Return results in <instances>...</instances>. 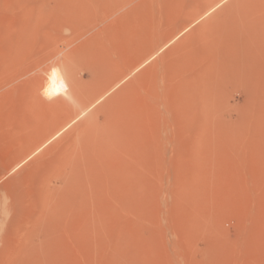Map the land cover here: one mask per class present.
Returning a JSON list of instances; mask_svg holds the SVG:
<instances>
[{
	"label": "rangeland",
	"instance_id": "rangeland-1",
	"mask_svg": "<svg viewBox=\"0 0 264 264\" xmlns=\"http://www.w3.org/2000/svg\"><path fill=\"white\" fill-rule=\"evenodd\" d=\"M0 264H264V0H0Z\"/></svg>",
	"mask_w": 264,
	"mask_h": 264
},
{
	"label": "crops",
	"instance_id": "crops-1",
	"mask_svg": "<svg viewBox=\"0 0 264 264\" xmlns=\"http://www.w3.org/2000/svg\"><path fill=\"white\" fill-rule=\"evenodd\" d=\"M161 35L163 36V33H162V32H161ZM171 37H172V35H171ZM171 37H170V38H171ZM166 38H167L168 40L170 39V38H168V37L165 36V39H166ZM156 49H157V48H154V47H150V48H148V49H145V50H146V55H147V57L144 59V61H147L151 56H153V55H154V52L156 51ZM144 61H143V62H144Z\"/></svg>",
	"mask_w": 264,
	"mask_h": 264
},
{
	"label": "snow or ice",
	"instance_id": "snow-or-ice-1",
	"mask_svg": "<svg viewBox=\"0 0 264 264\" xmlns=\"http://www.w3.org/2000/svg\"><path fill=\"white\" fill-rule=\"evenodd\" d=\"M52 75H53V78H55V76H56V71H55V70H53ZM57 91H58V90H57Z\"/></svg>",
	"mask_w": 264,
	"mask_h": 264
}]
</instances>
